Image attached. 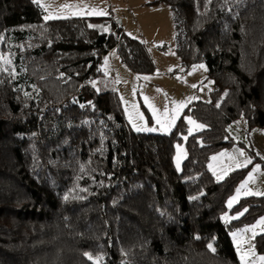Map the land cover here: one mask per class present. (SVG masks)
<instances>
[{"label":"trees","instance_id":"obj_1","mask_svg":"<svg viewBox=\"0 0 264 264\" xmlns=\"http://www.w3.org/2000/svg\"><path fill=\"white\" fill-rule=\"evenodd\" d=\"M156 2L173 12L183 68L205 63L213 81L211 100L185 109L206 125L196 133L184 116L168 134L135 131L117 92L92 85L114 48L131 71H156L118 21L46 20L34 0H0V264H241L230 232L264 215V196L243 197L231 210L247 211L224 221L249 167L217 180L208 164L245 146L229 131L239 117L264 128V0ZM254 245L264 255V232Z\"/></svg>","mask_w":264,"mask_h":264},{"label":"rangeland","instance_id":"obj_2","mask_svg":"<svg viewBox=\"0 0 264 264\" xmlns=\"http://www.w3.org/2000/svg\"><path fill=\"white\" fill-rule=\"evenodd\" d=\"M157 1V0H156ZM155 0H40L39 5L45 11V17L50 19L66 18L74 16H103L110 17L123 26L125 31L132 37L145 41L149 45L153 58L156 63V71L151 74H142L131 71L120 59L118 50L114 48L101 64L103 76L92 80V85L103 90L112 88L117 92L124 115L132 127L137 131V127L143 129L156 128L152 133H170L179 119L184 116L188 124V134L203 130L206 125L195 120L191 114L185 113V109L195 100H211V91L214 88L212 79L208 76L205 63H198L188 70L182 65L180 56L176 51V32L173 12L164 3ZM70 5L71 7H65ZM163 5L165 8L158 7ZM95 10V12L93 11ZM99 12L106 13L99 15ZM49 20V19H47ZM162 47H165L163 49ZM1 66L9 63L6 55L0 53ZM203 64L204 68L199 65ZM176 67V68H175ZM178 68V69H177ZM9 71H4L8 73ZM147 97V100H145ZM185 104L179 109L176 115V105ZM151 105L152 107H149ZM153 109L156 110L155 115ZM167 110L168 118L175 116L173 126L164 130L156 124V117L164 119ZM143 119H140V116ZM189 118L195 124H190ZM203 125L198 128L196 125ZM135 125V127H134ZM191 129V131H189ZM231 135L236 139L245 142V146L233 145L222 148L211 154L208 168L217 180H222L231 171L249 167L245 176L238 183L235 192L227 201L228 209L221 214L224 221H231L241 216L245 210L232 211V207L241 201L243 197L258 195L264 196V168L259 162H254L249 154L248 148H253L258 155L264 157V128L255 126L248 130L246 119L241 116L229 126ZM140 132H150L141 130ZM179 145V148L177 146ZM239 151L244 152V156L239 155ZM225 153L226 155H221ZM217 157L213 160L212 157ZM179 157V161L178 158ZM187 157L185 141L177 142L175 145L174 162L178 170H182L183 162ZM235 160L242 162L251 159V163L240 167H235ZM211 165V167H210ZM259 168V171H257ZM222 177L218 179L217 177ZM249 176L253 179L249 180ZM245 184V188L241 185ZM239 192V195L237 194ZM261 193V194H257ZM235 198V199H234ZM232 201L229 207V201ZM235 217V218H234ZM264 215L257 222L247 225L242 229L231 230V237L241 264H264L259 260L264 256L256 251L254 237L264 232ZM255 226V227H254ZM248 229V231H245ZM255 232V236H253ZM236 234L235 237L233 234ZM239 248V251H238ZM248 253L244 261L241 255Z\"/></svg>","mask_w":264,"mask_h":264},{"label":"snow or ice","instance_id":"obj_3","mask_svg":"<svg viewBox=\"0 0 264 264\" xmlns=\"http://www.w3.org/2000/svg\"><path fill=\"white\" fill-rule=\"evenodd\" d=\"M34 2L35 3H37V5H39V3H40V0H34ZM208 2L209 3H211V0H208ZM65 7H71L70 5H65ZM94 12H95V10H93ZM99 15H105L106 13H104V12H99L98 13ZM50 18H52L51 16H46L45 17V19L47 20V19H50ZM90 27H91V25H90ZM199 67L200 68H204V65L203 64H201V65H199ZM205 70H207V69H205ZM226 95V94H225ZM145 100H147V97H145ZM220 105L219 104H217V107H219ZM149 107H152L151 105H149ZM183 107H185V104H183V103H181V104H177L176 105V115L178 116L179 115V109H181V108H183ZM155 113H156V110L155 109H153V114L155 115ZM140 119H143V116L141 115L140 117H139ZM175 116H173V117H171V118H168V113H167V110H165V113H164V119H162L160 116H157L156 117V124L157 125H159L162 129H164V130H168V129H170L172 126H173V124H174V122H175ZM190 124H195L196 122L194 121V120H191L190 118H189V121H188ZM198 128H203L204 126L203 125H200V124H197L196 125ZM134 127H135V125H134ZM136 130L137 131H141V130H146V131H150V132H155V131H157V129L156 128H147V129H143V128H141V127H137L136 128ZM189 131H191V129L189 130ZM187 137H185V139H186ZM177 148H179V145L177 146ZM221 155H226L225 153H222ZM239 155L240 156H244V152L243 151H239ZM230 159H233L234 161H235V163H234V166L235 167H240V166H242V164L243 165H247V164H250L251 163V159H245L243 162H242V164H241V162L240 161H238V160H235V158L234 157H229ZM178 159V161H179V157L177 158ZM212 159L213 160H216L217 159V157H212ZM177 167L179 168V162H177ZM210 167H211V165H210ZM257 171H259V168H257ZM218 179H220V178H222V177H217ZM251 179H253V177H251V176H249V180H251ZM246 187V185L245 184H242L241 185V188H245ZM238 195H239V192L237 193ZM257 194H261V193H257ZM65 199H67V197H65ZM235 199V198H234ZM231 204H232V201L230 200L229 201V207H231ZM245 211H247V209H245ZM243 213H241V215H242ZM235 218V217H234ZM261 224H264V220H262L261 222H260ZM255 227V226H254ZM245 231H248V229H245ZM235 233L233 234V236L235 237ZM253 236H255V232H253ZM208 248L209 249H211V251L212 252H215L216 251V249L215 248H213V246L211 245V244H209L208 245ZM238 251H239V248H238ZM85 255L88 257V259L89 260H93L94 258L92 257V255H90V254H88V253H85ZM246 255H248V253H243L242 255H241V260L242 261H244V258H245V256ZM97 260L99 259V258H96ZM259 260L260 261H262V262H264V256H260L259 257ZM245 264H247V262L245 261Z\"/></svg>","mask_w":264,"mask_h":264},{"label":"crops","instance_id":"obj_4","mask_svg":"<svg viewBox=\"0 0 264 264\" xmlns=\"http://www.w3.org/2000/svg\"><path fill=\"white\" fill-rule=\"evenodd\" d=\"M156 1V0H155ZM158 7H162V8H165L163 5H158ZM166 9V8H165ZM119 23H121V22H119ZM151 54H152V52H151ZM107 56V55H106ZM105 56V57H106ZM153 56V55H152ZM154 59V58H153ZM155 61V60H154ZM176 68V67H175ZM178 69V68H177ZM230 126V125H229Z\"/></svg>","mask_w":264,"mask_h":264}]
</instances>
